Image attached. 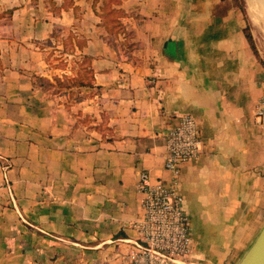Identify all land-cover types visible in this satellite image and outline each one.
I'll return each instance as SVG.
<instances>
[{
	"label": "crops",
	"instance_id": "crops-1",
	"mask_svg": "<svg viewBox=\"0 0 264 264\" xmlns=\"http://www.w3.org/2000/svg\"><path fill=\"white\" fill-rule=\"evenodd\" d=\"M64 2L53 11L0 0L15 8L0 17V264H132L145 215L138 173L169 179L165 134L185 112L203 147L182 164L192 251L176 264H237L264 225L255 114L264 56L251 48L243 9L236 0H115L123 29L112 36L105 0ZM41 6L45 18H32ZM59 32L75 58L48 56ZM81 57L92 84L59 85Z\"/></svg>",
	"mask_w": 264,
	"mask_h": 264
},
{
	"label": "built area",
	"instance_id": "built-area-1",
	"mask_svg": "<svg viewBox=\"0 0 264 264\" xmlns=\"http://www.w3.org/2000/svg\"><path fill=\"white\" fill-rule=\"evenodd\" d=\"M255 114L257 121L264 123V92ZM165 141L169 179L153 178L144 169L138 173L145 215L135 222L139 237L133 240L132 264H176L192 251V220L184 208L181 170L184 162L197 158L202 151L203 140L195 115L185 112L170 123Z\"/></svg>",
	"mask_w": 264,
	"mask_h": 264
},
{
	"label": "rangeland",
	"instance_id": "rangeland-1",
	"mask_svg": "<svg viewBox=\"0 0 264 264\" xmlns=\"http://www.w3.org/2000/svg\"><path fill=\"white\" fill-rule=\"evenodd\" d=\"M9 1L10 2L11 1H14V3L17 4V5L19 3V0H9ZM38 1L42 2L41 4L44 5L45 7L47 6L48 8H50L52 6L53 7V11H59L61 9L60 6L57 9H55L54 3H53L54 0H33V4H35V5L37 4L38 5ZM236 1H237V3H239L240 7L243 9L244 14H245V17H246L247 22H248V27L252 31V33L254 35V38L256 39V43H257V45L259 47V50H260V52L264 56V0H253V1L252 0H236ZM67 3H70V0H65V4L64 5H66ZM250 6H251V8H250ZM36 7H40V6H36ZM41 7L42 8H40V11L37 10V9H35V8L34 9H30V12H29L30 14L29 15L32 16V18H38L40 16L42 18H45V16H46L45 15L46 14L45 13L46 12V9H44L43 6H41ZM252 7H254V8H252ZM14 10H15V8H13V7L12 8H6V9H2L0 7V17L1 16H8L9 17V15L12 14V12ZM31 11H32V13H31ZM47 11H49V10H47ZM100 12H105V10H104V4L101 5ZM81 14H82V9H81V7H78L76 9V15L80 16ZM256 16H258L259 18L256 17ZM255 21L258 22L257 23L258 25L255 24L256 23ZM77 25H80V23L77 24ZM78 27L79 26H77V28ZM107 28H108L109 32H111L110 31V28L109 27H107ZM114 28L115 27H113L111 29H114ZM60 31H66V29L64 28V29H61ZM120 31H122V29H117L116 31H112L113 33H110V35L113 36L114 33H115V35H118V33ZM60 34L61 33L59 32V35ZM72 34L73 33H71V35ZM60 37H62V39H64V41H62V43L64 45H62L61 42H59V44H61L60 47H57L54 44H53L54 46L49 45L48 48H47V50H48V56L54 57L57 54H59L58 56H63L64 57V55H65V57H66L65 52H67V51L72 52L73 45L71 44V41L69 39V37H71V36H68L67 37L66 35H60ZM56 39L58 41L57 36L55 37V40ZM56 48L59 49V50L58 51H55ZM54 53H56V54H54ZM72 53H74L75 55H78L79 54V53H77L75 51H73ZM61 54H64V55H61ZM73 57H71V58H73ZM66 58H69V60L71 59L70 57H66ZM80 60H82V57H81ZM59 62L58 63H59L60 66L65 65V62H66L65 61V58H63V60L62 61H59ZM61 62H63V63L61 64ZM79 66H81V63L77 67H79Z\"/></svg>",
	"mask_w": 264,
	"mask_h": 264
},
{
	"label": "trees",
	"instance_id": "trees-1",
	"mask_svg": "<svg viewBox=\"0 0 264 264\" xmlns=\"http://www.w3.org/2000/svg\"><path fill=\"white\" fill-rule=\"evenodd\" d=\"M115 0H105L104 4V10L105 12H102L105 21L107 23V26L110 28L111 31H116L117 29H123V26L121 25L120 21L118 20V16L124 13V10L120 8H114L111 6V3ZM71 3H73V0H70ZM65 3V2H64ZM68 5V4H67ZM115 27L114 29H111ZM246 36L250 42L251 48L253 49L254 53L257 55L258 58L262 60L261 54L259 52L258 46L256 44L254 35L250 28L246 26L244 28ZM80 61V62H79ZM263 61V60H262ZM79 64L81 63V66H79L78 74L74 76L73 78L66 76V79L64 81L60 77H55L57 80V83L59 85H64V83H69L70 85L74 84H92L93 76H92V70L89 68V60L88 58H83L82 60L77 61ZM40 79L43 82H50L52 83L48 78L41 76Z\"/></svg>",
	"mask_w": 264,
	"mask_h": 264
},
{
	"label": "water",
	"instance_id": "water-1",
	"mask_svg": "<svg viewBox=\"0 0 264 264\" xmlns=\"http://www.w3.org/2000/svg\"><path fill=\"white\" fill-rule=\"evenodd\" d=\"M237 264H264V225Z\"/></svg>",
	"mask_w": 264,
	"mask_h": 264
},
{
	"label": "bare ground",
	"instance_id": "bare-ground-1",
	"mask_svg": "<svg viewBox=\"0 0 264 264\" xmlns=\"http://www.w3.org/2000/svg\"><path fill=\"white\" fill-rule=\"evenodd\" d=\"M253 1V0H252ZM253 5V4H252ZM250 8H251V6H250ZM252 8H254V7H252ZM252 10V9H251ZM255 11V10H254ZM258 12V11H257ZM254 15V14H253ZM256 17H258V16H256ZM255 17V18H256ZM259 18V17H258ZM257 20V19H256ZM256 22V21H255ZM258 22H256L255 24H257ZM258 25V24H257ZM256 27V26H255ZM258 29V28H257Z\"/></svg>",
	"mask_w": 264,
	"mask_h": 264
}]
</instances>
